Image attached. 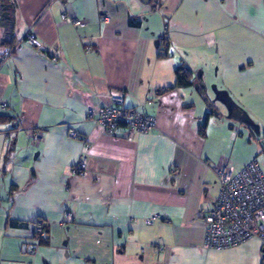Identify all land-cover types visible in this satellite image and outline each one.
I'll return each mask as SVG.
<instances>
[{
	"label": "crops",
	"instance_id": "1",
	"mask_svg": "<svg viewBox=\"0 0 264 264\" xmlns=\"http://www.w3.org/2000/svg\"><path fill=\"white\" fill-rule=\"evenodd\" d=\"M1 4L0 264H260L254 237L203 248L202 213L219 194L212 165L264 151V0ZM184 67L192 85L178 87ZM116 92L156 128L125 138L87 120ZM38 218L49 237L35 245Z\"/></svg>",
	"mask_w": 264,
	"mask_h": 264
},
{
	"label": "built area",
	"instance_id": "2",
	"mask_svg": "<svg viewBox=\"0 0 264 264\" xmlns=\"http://www.w3.org/2000/svg\"><path fill=\"white\" fill-rule=\"evenodd\" d=\"M62 18L65 23H71L76 27L83 23L80 19L71 18L67 14H64ZM23 38L31 46L45 50L34 33L28 32ZM161 41H163V36L160 37ZM159 54L163 55L164 49L161 48ZM4 59L0 60V65L3 64ZM157 93L160 92L157 91ZM110 100L111 106L89 105L85 114L87 120L101 125L110 134L122 129V136L125 138L135 134L147 133L156 128V120L153 116L125 107L123 93L111 94ZM4 108L5 104L1 103L0 109ZM68 137L77 139L79 132L71 128ZM38 138V133L33 134V141H37ZM86 166V157H81L76 161L72 174L82 175ZM211 170L214 171L217 182H219V194L213 207L204 210L202 213L205 229L203 248L225 249L254 237L260 241V264H264V171L256 159L248 162L240 169H236L229 162L223 161L217 165H212ZM171 172L177 175L175 169ZM157 219L158 216L145 218V223L152 224ZM70 220L71 215L65 213L61 224ZM47 226L48 223L43 218L32 221L31 234L35 236L36 241L48 239ZM30 252L34 253L35 248H31Z\"/></svg>",
	"mask_w": 264,
	"mask_h": 264
},
{
	"label": "trees",
	"instance_id": "3",
	"mask_svg": "<svg viewBox=\"0 0 264 264\" xmlns=\"http://www.w3.org/2000/svg\"><path fill=\"white\" fill-rule=\"evenodd\" d=\"M2 2H3V0H0V4ZM128 23H130L131 25H138L140 22L138 20L129 19ZM14 42L15 41L13 39L12 43H14ZM161 43H163L165 45V38L164 37H163V41ZM163 49H164V54L163 55H165V48H163ZM189 75L190 74H189L188 68L184 67V68L177 69V71H176V86L185 87V86L192 85V81H191V79H189ZM206 126H207V124H206V120H205L202 123V132H204ZM33 238L36 239L35 236H33ZM46 241L47 240L36 241L35 245H39L42 242H46Z\"/></svg>",
	"mask_w": 264,
	"mask_h": 264
},
{
	"label": "rangeland",
	"instance_id": "4",
	"mask_svg": "<svg viewBox=\"0 0 264 264\" xmlns=\"http://www.w3.org/2000/svg\"><path fill=\"white\" fill-rule=\"evenodd\" d=\"M201 71V69H198L197 70V72H196V76L198 77L199 75H198V73ZM217 112L214 108L212 109V112H213V114H214V118L215 119H217L216 120V122H219L218 120H219V118H216L217 116H216V114H215V112ZM218 113V112H217ZM223 121V123H226V122H228V121H230V122H232L233 120H231V119H226V120H222ZM261 143V146H263V148H264V140H263V142L261 141L260 142ZM258 164H259V166H260V168H262V170L264 171V151L263 150H260V152L258 153Z\"/></svg>",
	"mask_w": 264,
	"mask_h": 264
},
{
	"label": "water",
	"instance_id": "5",
	"mask_svg": "<svg viewBox=\"0 0 264 264\" xmlns=\"http://www.w3.org/2000/svg\"><path fill=\"white\" fill-rule=\"evenodd\" d=\"M198 75H199V74H198ZM195 88H197V86H196V85H195ZM214 112H215V111H214ZM215 114H216V116L218 115V113H217V112H215ZM232 118H235V119H236V118H237V116H236V115H233V116H232Z\"/></svg>",
	"mask_w": 264,
	"mask_h": 264
}]
</instances>
